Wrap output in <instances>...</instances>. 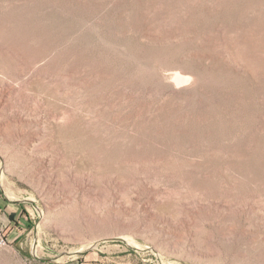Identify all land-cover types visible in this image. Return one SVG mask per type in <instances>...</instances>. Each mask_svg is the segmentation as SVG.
Masks as SVG:
<instances>
[{"label": "rangeland", "instance_id": "obj_1", "mask_svg": "<svg viewBox=\"0 0 264 264\" xmlns=\"http://www.w3.org/2000/svg\"><path fill=\"white\" fill-rule=\"evenodd\" d=\"M0 264H264V0H0Z\"/></svg>", "mask_w": 264, "mask_h": 264}]
</instances>
